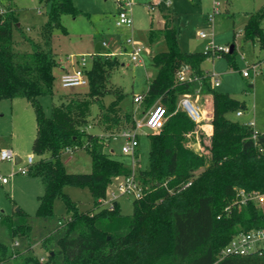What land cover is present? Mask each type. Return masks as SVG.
I'll return each mask as SVG.
<instances>
[{
    "label": "trees",
    "instance_id": "obj_1",
    "mask_svg": "<svg viewBox=\"0 0 264 264\" xmlns=\"http://www.w3.org/2000/svg\"><path fill=\"white\" fill-rule=\"evenodd\" d=\"M40 1L50 4L41 27L43 38L54 28H63L62 15L80 13L72 0ZM263 18L264 2L247 13L244 28V37L261 48ZM19 29L14 7L4 6L0 13V99L25 98L34 109L36 130L31 151L39 158L27 174L38 177L43 188L35 216H52L54 197L64 201L69 216L36 238L26 212L0 217L9 233V240L0 242V264H264V256L258 254L219 257L235 233L264 226V204L252 200L240 206L232 204L238 188L264 194V131L252 138L251 126L228 117L244 104L211 86L210 73L201 66L210 54L181 50L179 31L168 20L161 28L148 29L149 45L163 41L166 48L151 57L156 74L141 104L147 109L161 103L167 118L160 129L148 132L149 164L136 171L143 193L133 199L131 214H122L117 202L111 207L100 202L114 178L131 173L124 161L104 149L109 134L133 127L131 114L119 105L124 93L110 79L118 64L116 55L93 52L84 70L87 89L62 93L46 115L38 97L53 94V70L59 61L50 49L21 31L30 50H15L13 32ZM233 50L219 54L232 64ZM183 66L197 79L179 81L177 72ZM105 95L113 96L108 104L102 102ZM183 95L211 98V134L207 143L199 141L200 151L187 145L197 123L177 108ZM92 104L98 107L101 133L88 129ZM65 148L86 149L90 171H66L60 159ZM188 180V187L175 192L177 185ZM66 185L87 187L92 208L80 210L64 192ZM227 205L230 208L224 210ZM35 243L43 250L42 261L33 252Z\"/></svg>",
    "mask_w": 264,
    "mask_h": 264
},
{
    "label": "rangeland",
    "instance_id": "obj_2",
    "mask_svg": "<svg viewBox=\"0 0 264 264\" xmlns=\"http://www.w3.org/2000/svg\"><path fill=\"white\" fill-rule=\"evenodd\" d=\"M73 5L79 9L77 16L64 14L61 16L63 28H54L46 38L42 37L41 27L47 19L50 10L48 2L40 0H0L3 6L12 5L16 11L20 29L14 30L13 47L20 52L30 50V42L20 37V31L32 41L40 44L45 49H50L58 58L59 64L54 68L55 75L54 92L52 95H42L38 100L46 115H49L52 104L60 101L62 93L86 90L87 85L75 87H62L60 75L64 66L69 71L75 68L76 60L84 55L95 52L97 42L108 43L107 49L101 52L114 51L118 64L111 71V82L119 86L124 93L119 100L123 111L131 114L134 119L141 118L145 112L142 104L133 102V96L147 91V83L154 78L156 69L151 64V54L165 50V43L159 41L155 45H149L145 31L149 27L151 18L159 14V10H166L174 15V24L178 29V45L183 51H202L212 42L215 46L234 45L232 64L227 57L221 54L207 57L201 64L202 68L210 73L218 75L219 85L215 89L219 92H227L244 104L242 114L229 113L228 117L240 123L252 121L254 128L264 131V68L254 72L249 77L242 75V70L252 62H261L264 58V48L257 42L244 37V28L247 13L258 8L264 0H215L220 3V11L211 21L208 13L213 0H158V6L149 5L148 0H131L129 11L133 20L134 39L143 46V64H130L126 52L117 53L122 40L129 37L130 32H121L114 24L118 11L116 0H72ZM178 17V18H177ZM178 19V20H177ZM264 27V18L262 20ZM64 29V30H63ZM203 31L207 37H198V32ZM129 49V47H128ZM88 59L87 65L90 64ZM251 84V86H250ZM191 101L198 105L203 119L197 123L193 138L187 141V145L195 151H200L199 141H209L211 134V98L209 95L190 97ZM113 99L112 95L102 98L104 104ZM143 111V113H142ZM98 107L92 104L90 107V124L92 132L98 130ZM35 114L33 107L25 98L0 99V149H10L21 158L20 164L28 155L33 161L39 156L31 151V142L35 135ZM138 146L135 157L120 152L124 140L122 138L106 140L104 147L113 158L124 161L132 170H145L149 164L150 142L148 130L138 129ZM202 136H201V134ZM60 159L68 172H89L91 168L90 157L86 149L78 148L71 152L63 151ZM18 163L12 160L0 162V173L10 175L16 169ZM121 179L116 177L107 186L106 192L115 189ZM43 192L40 179L26 174H12L5 184H0V217L21 210L30 215L35 238L40 233L51 231L57 224H62L68 218L64 201L61 198L52 199V216L47 218L35 216L38 206V196ZM64 192L69 195L80 210L92 208V197L87 187L66 185ZM133 198L129 195H119L117 203L122 214H131ZM106 207V205H103ZM18 209V210H17ZM9 233L0 222V242H7ZM33 252L43 255V250L37 243L33 245ZM2 264H10L5 262Z\"/></svg>",
    "mask_w": 264,
    "mask_h": 264
},
{
    "label": "built area",
    "instance_id": "obj_3",
    "mask_svg": "<svg viewBox=\"0 0 264 264\" xmlns=\"http://www.w3.org/2000/svg\"><path fill=\"white\" fill-rule=\"evenodd\" d=\"M118 4V11L115 17L114 24L118 28L127 27L132 29L133 20L130 11L128 10L132 4L131 0H116ZM220 3L213 0L211 9L208 13V19L213 20L215 15L219 13ZM4 11V6L0 4V13ZM198 37L205 38L207 35L203 31L198 32ZM124 42L129 47L127 54L129 56V60L133 64H143L141 53L143 51V46L137 43L132 34L127 37ZM102 49L108 46V43L105 41H101ZM230 47L225 46H215L212 42H209L202 52L204 54H210L211 56H215L221 52H229ZM106 56H112L114 53L112 52H101ZM93 53L88 54V58L84 55H81L76 60V66L72 71L65 70L60 75V83L62 87H75L80 85H86L87 79L84 75V70L87 67L88 59L92 58ZM264 68V58L261 62H252L247 69L242 70V75L244 77H249L254 72L262 70ZM210 73V72H209ZM218 75L214 73H210V83L212 87L218 86L219 79ZM177 79L179 81H192L196 80L197 76L191 73V70L187 66L181 67L177 72ZM149 80L147 83L148 89ZM147 91L145 93L137 94L133 96V102L140 105L143 99L146 97ZM177 108L184 113L194 122H199L203 119V115L198 105L194 104L191 101L190 95H183L178 99ZM143 113V111H142ZM236 115H241L242 111L238 110L235 112ZM167 118L165 107L156 102L152 104L149 108H147L142 114L141 118H135L133 114V127L121 129L117 132H113L108 135L109 138L117 139L122 138L124 142L120 147V152L123 154H130L131 156L135 155V151L138 146V129L145 128L148 131H154L160 129ZM247 125L252 127V138H255L258 134V130L254 128V123L252 121L246 122ZM108 139V138H107ZM64 151L71 152L70 148H65ZM16 154L10 149H0V162L5 160H12L15 162ZM135 157V156H134ZM21 161V158H20ZM33 158L31 155H28L25 160H23L20 164L18 162L15 170L12 171L10 175H4L0 173V184H5L8 182L9 177L12 174H26L28 171V167L33 163ZM121 180L115 186V189L106 192L104 197L101 198L100 202L103 205L111 207L114 203L117 202V198L119 195H129L133 199L140 198L143 193V187L137 178V172L131 169V173L129 175H124L119 177ZM191 184V181H185L180 183L175 187V192H181L186 187ZM256 201L258 204H264V194L258 191H245L241 188L236 189L235 198L232 201V204L240 206L245 204L248 201ZM230 205L224 207V210H228ZM17 241L13 242V245H16ZM248 254H258L260 256H264V226L251 228L247 231H239L235 233L228 242L221 248L219 252V257L230 256V255H248ZM39 259L42 261L44 256L40 255Z\"/></svg>",
    "mask_w": 264,
    "mask_h": 264
},
{
    "label": "crops",
    "instance_id": "obj_4",
    "mask_svg": "<svg viewBox=\"0 0 264 264\" xmlns=\"http://www.w3.org/2000/svg\"><path fill=\"white\" fill-rule=\"evenodd\" d=\"M147 3L149 4V5H156V6H158V0H148L147 1ZM178 18V17H177ZM174 15L171 13V12H169V11H166V10H164V11H162L161 9L159 10V14L155 17V18H151V22H150V25H149V27L146 29V31H145V36H146V33H147V31H148V29L149 28H161V27H163V25H164V22L166 21V20H168L169 22H171V23H173L174 24ZM178 20V19H177ZM115 21V20H114ZM118 28V27H117ZM120 29V31L121 32H124V31H128V32H130V34H132L133 35V37H134V27H132V29H130V28H127V27H122V28H119ZM158 43V42H157ZM157 43H155V44H157ZM154 44V45H155ZM108 48V46L106 47V48H104V49H107ZM165 48H166V46H165ZM234 48V45H233V47H232V49ZM102 49V48H101ZM100 49V50H101ZM231 49V50H232ZM99 50V51H100ZM127 51H128V46H127V44L124 42V40H122V42H121V46H120V48L118 49V51H117V53L118 54H120V53H122V52H126L127 53ZM162 51V50H161ZM101 52V51H100ZM108 52V51H107ZM109 52H112V53H114V55H116V53L114 52V51H109ZM141 56H142V54H141ZM151 57H152V54H151ZM142 60H143V58H142ZM130 64H131V62H130ZM143 65L145 66V62H144V60H143ZM75 66H76V63H75ZM65 70H68L67 68H66V66H64V71ZM63 73V72H62ZM61 73V74H62ZM236 114V113H235ZM240 116V115H239ZM258 130V129H257ZM258 131H260V130H258ZM97 133H99V132H97ZM17 155V154H16ZM18 156V155H17ZM19 157V156H18ZM19 162H20V158H19Z\"/></svg>",
    "mask_w": 264,
    "mask_h": 264
},
{
    "label": "water",
    "instance_id": "obj_5",
    "mask_svg": "<svg viewBox=\"0 0 264 264\" xmlns=\"http://www.w3.org/2000/svg\"><path fill=\"white\" fill-rule=\"evenodd\" d=\"M233 45H230V50L232 49ZM102 48L101 42H97L95 44L94 50L95 52H98ZM19 162V157L16 155L15 156V163ZM18 210V209H17Z\"/></svg>",
    "mask_w": 264,
    "mask_h": 264
}]
</instances>
